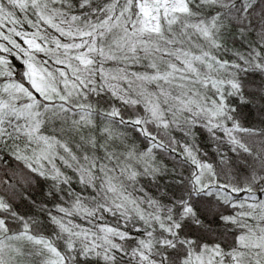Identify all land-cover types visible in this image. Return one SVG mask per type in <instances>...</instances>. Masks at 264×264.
Instances as JSON below:
<instances>
[{"label":"snow or ice","instance_id":"1","mask_svg":"<svg viewBox=\"0 0 264 264\" xmlns=\"http://www.w3.org/2000/svg\"><path fill=\"white\" fill-rule=\"evenodd\" d=\"M0 264H264V0H0Z\"/></svg>","mask_w":264,"mask_h":264}]
</instances>
